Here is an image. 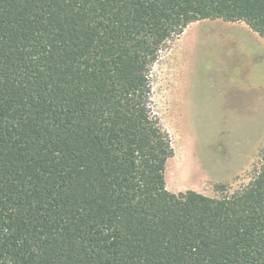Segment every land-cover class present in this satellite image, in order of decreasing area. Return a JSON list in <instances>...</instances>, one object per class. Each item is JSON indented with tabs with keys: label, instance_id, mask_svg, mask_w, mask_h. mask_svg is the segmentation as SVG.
<instances>
[{
	"label": "trees",
	"instance_id": "trees-1",
	"mask_svg": "<svg viewBox=\"0 0 264 264\" xmlns=\"http://www.w3.org/2000/svg\"><path fill=\"white\" fill-rule=\"evenodd\" d=\"M264 0H0V264H264V149L242 189L170 193L149 74L191 23Z\"/></svg>",
	"mask_w": 264,
	"mask_h": 264
},
{
	"label": "rangeland",
	"instance_id": "rangeland-1",
	"mask_svg": "<svg viewBox=\"0 0 264 264\" xmlns=\"http://www.w3.org/2000/svg\"><path fill=\"white\" fill-rule=\"evenodd\" d=\"M149 80L173 151L166 189L219 198L245 187L264 149V38L243 22H193L166 44Z\"/></svg>",
	"mask_w": 264,
	"mask_h": 264
},
{
	"label": "bare ground",
	"instance_id": "bare-ground-1",
	"mask_svg": "<svg viewBox=\"0 0 264 264\" xmlns=\"http://www.w3.org/2000/svg\"><path fill=\"white\" fill-rule=\"evenodd\" d=\"M167 176V175H166ZM173 182H179L181 180V178L178 175H175L172 177Z\"/></svg>",
	"mask_w": 264,
	"mask_h": 264
}]
</instances>
